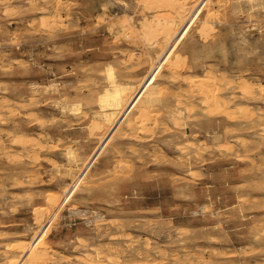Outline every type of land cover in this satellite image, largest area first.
Segmentation results:
<instances>
[{"label": "rangeland", "instance_id": "374dc122", "mask_svg": "<svg viewBox=\"0 0 264 264\" xmlns=\"http://www.w3.org/2000/svg\"><path fill=\"white\" fill-rule=\"evenodd\" d=\"M213 1L0 0V264L19 244L43 264H264V0ZM108 64L158 100L114 128L94 117ZM210 71L254 98L204 110L182 79Z\"/></svg>", "mask_w": 264, "mask_h": 264}, {"label": "bare ground", "instance_id": "6f19581e", "mask_svg": "<svg viewBox=\"0 0 264 264\" xmlns=\"http://www.w3.org/2000/svg\"><path fill=\"white\" fill-rule=\"evenodd\" d=\"M204 1H206V0H204ZM207 1H208V3L210 1L214 2L213 0H207ZM220 1L221 0H218V2H220ZM222 2H223V0H222ZM52 11L54 12L55 15H54V17H53V19L51 21L55 22V20L56 19L58 20V18H60V16H61V7L58 4H55L52 7ZM131 58L132 57H131V53H130V54L127 55L126 60L129 61V59H131ZM104 72H105L106 85L97 94L96 103H97L98 110H97V113L94 115L95 122L101 124L102 126L107 127V128L118 127L117 125H119V123L122 122V120H123L124 116L126 115V113L128 112V110H131L134 107L135 109H138L139 111H143L145 108L154 107L155 103L158 101L156 99V97L154 96L156 94V92L154 91V88L152 87L153 85H151L152 88L145 85V87L143 88V91L140 94H138L136 88L134 87L135 85L133 86L132 84H129V83H121V82L118 81L116 72H115L114 67L112 65L108 64L105 67V71ZM221 75H223V74H220V76ZM222 77L221 78L220 77H217V76L215 77L214 75H212V73L210 71V72H206L202 77H197V76L196 77H192V78H186L185 77V78L182 79V82L184 84H187L191 88L194 87V88H192V89H195V93H196L195 95L196 96L195 95L194 96L198 100L199 105L204 110H210L211 107H212V109L214 107V110L216 109L220 113H222L224 116H227L228 117L231 114L229 112L231 110L230 108H232V107H230V105L233 104V103L236 104V101H237L236 99H238V100H252V98H254L255 92L253 91L254 88L252 87L254 84L252 85V84H250L251 82H247L246 80H242V79H240V81H239V78H238V80H237L238 82L236 81V83H234V81H233V84L232 85L230 83L228 85V89H230V90H240L241 95L239 96V98L233 97V94L232 93H231L232 96L223 97V96H221L220 92L218 93L219 88L216 87L217 86L216 84L219 82L220 87L223 88V89H225V85L228 84V83H224L225 80H224V82H222L223 84L220 83V81L223 80ZM219 78L222 79V80H220ZM228 79H231V78L229 77ZM50 86L51 87H54L53 84H50ZM226 88H227V86H226ZM34 91L36 92V90H34ZM258 91L261 92L260 88L258 89ZM185 94H188L189 95L188 91L186 92V90H185ZM191 94H194V93L191 92ZM32 99H33V97H32ZM238 102H240V101H238ZM9 105L10 104L8 103V107H9ZM26 105H28V104H26ZM246 105H248V103ZM188 106L185 105L184 110L182 108H178L177 107L175 109L170 110L168 114L174 120V118L175 119L176 118H179L184 113V111L189 112L190 109L188 108ZM244 106L245 105H242V106L239 107V105H238L239 110H240L241 107H244ZM10 107H12V105H10ZM13 107H14V105H13ZM17 108L18 107L14 108L15 111L17 110ZM68 108H69V110L76 111V112H78V110L80 109L79 104L69 105ZM245 108H246V106H245ZM10 109H13V108H10ZM191 109H192V107H191ZM233 109H234V107H233ZM243 111H246V110H243ZM9 113H11V112H9ZM144 113H142V114L144 115ZM132 121H133V119L127 121V126L128 127L132 126V123H133ZM142 121H144V120H142ZM143 126H145V125H143ZM143 126H142V128H144ZM225 129H227V128H225ZM8 134H10V133H8ZM11 139H13V138H11ZM16 139H18V138L16 137ZM14 141H16V140H14ZM36 141H34V143ZM9 143H11V142H9ZM19 143L22 145V148H23V150H25V152L26 151H30V150H35L36 148L40 147V145L37 144V143H35V144L34 143L33 144L32 143H27V140L25 141L23 139H21V141ZM12 144H13V142H12ZM1 146H0V149H1ZM74 156L75 155H74V152L72 151V149L69 148V149L66 150V158L68 159V161H72L74 159ZM10 245L12 246V244H10ZM10 245L6 244L4 248H6V250L9 251L12 248V247H10ZM19 245H21V247ZM19 245H17L18 246L17 248L15 246L13 248L14 251L11 252L10 254H8L10 251L8 253L6 252L7 253V256H5V257H6V262L8 264H22V262H24L25 260L26 261L27 260L30 261V263H28V264H36V263H39L40 264L43 261H45L44 260V256L46 255V253H45L46 251L45 252L40 251L39 248L38 249H34L35 247H33V245H30L28 247L22 246V244H19ZM91 254L94 255L93 256V259L94 260H92ZM101 256H102V250L100 248L99 249H94L93 248V250L92 249L85 250L83 259L85 261L86 260L87 261L90 260L89 261V262H91L90 264H99L98 263L99 262L98 259H100ZM46 260H47V258H46Z\"/></svg>", "mask_w": 264, "mask_h": 264}]
</instances>
